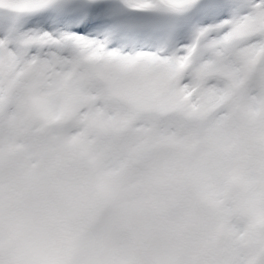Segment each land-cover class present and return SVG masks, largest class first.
<instances>
[{
  "label": "snow or ice",
  "instance_id": "6c2138e0",
  "mask_svg": "<svg viewBox=\"0 0 264 264\" xmlns=\"http://www.w3.org/2000/svg\"><path fill=\"white\" fill-rule=\"evenodd\" d=\"M239 117L264 151V0H14L0 10V155L47 133L74 160L134 165L153 126ZM241 264H264L257 247Z\"/></svg>",
  "mask_w": 264,
  "mask_h": 264
},
{
  "label": "clouds",
  "instance_id": "9594fccd",
  "mask_svg": "<svg viewBox=\"0 0 264 264\" xmlns=\"http://www.w3.org/2000/svg\"><path fill=\"white\" fill-rule=\"evenodd\" d=\"M14 0H0L7 11ZM237 117L153 126L131 167L71 159L47 133L0 155V264H241L264 251V151ZM264 144V133L260 136Z\"/></svg>",
  "mask_w": 264,
  "mask_h": 264
}]
</instances>
